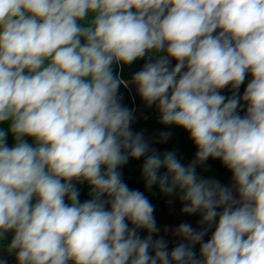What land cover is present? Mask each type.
<instances>
[{
    "label": "clouds",
    "instance_id": "obj_1",
    "mask_svg": "<svg viewBox=\"0 0 264 264\" xmlns=\"http://www.w3.org/2000/svg\"><path fill=\"white\" fill-rule=\"evenodd\" d=\"M129 84L162 125L188 133L187 165L133 130ZM5 123L0 243L11 234L16 264H264V0H0ZM141 158L146 190L200 216L198 228L164 229L171 249L153 203L123 179ZM209 158L230 184L198 174Z\"/></svg>",
    "mask_w": 264,
    "mask_h": 264
},
{
    "label": "trees",
    "instance_id": "obj_2",
    "mask_svg": "<svg viewBox=\"0 0 264 264\" xmlns=\"http://www.w3.org/2000/svg\"><path fill=\"white\" fill-rule=\"evenodd\" d=\"M145 63V60L141 59L136 62H134L130 66H124L122 71V78L126 81H130L131 76ZM175 61L172 62V65L174 66ZM115 67V66H114ZM115 71L119 72V67H115ZM250 79V77L248 78ZM247 80L245 81V84L241 86L240 94L242 95L244 87H246ZM120 93L123 96V103L128 106L129 108H134L136 105H141V101L139 99V96L136 94L135 90L130 86L129 88H124L123 86L120 88ZM222 94L224 95H231L230 89H224ZM152 114L149 116H142L139 114L135 109V120L133 123V129L134 131H142L145 135V138L152 142V147L159 150V152L163 153L168 150H176L178 153V157L182 160V162L187 165L193 158L196 152V148L192 141L189 139L188 133H186L183 129L178 128L176 126H164L159 122V113L155 106H152ZM241 115H243V112H241ZM0 127H3L5 129L8 128V124L0 125ZM168 131L171 132V136L167 143H160L159 142V136L161 132ZM7 142L9 146H11L14 143L13 137L11 134H9L7 138ZM29 143H32L31 139H29ZM143 164V158L136 160V159H130L129 162L122 167L121 171L123 173V179L126 183L130 186V188L133 189H139L140 191L144 192V194L150 199V201L155 206V217L156 221L159 222L161 218V207L162 202L164 200L165 195L160 193L158 186H153V188L149 191L146 190L144 187V180L141 175V167ZM164 169H161V173H163ZM197 172L199 175L208 178V177H214L221 181V183L227 185L229 182H231V173L222 166L221 162L217 160H213L209 158V160L202 166L198 167ZM77 187L80 189V199L81 201H84L89 197L88 192L89 188L87 184L80 185L78 184ZM159 224V223H158ZM141 236H146L147 233L141 231ZM210 236V235H209ZM12 236L11 234H8L5 238V240L0 243L2 246L4 244H7L10 242ZM208 237H205V240H207ZM176 242H168V247L171 249L173 246H175ZM197 251L199 246L197 245ZM6 250V249H5ZM10 255V254H9ZM12 261L16 264L15 260V254L10 255Z\"/></svg>",
    "mask_w": 264,
    "mask_h": 264
},
{
    "label": "rangeland",
    "instance_id": "obj_3",
    "mask_svg": "<svg viewBox=\"0 0 264 264\" xmlns=\"http://www.w3.org/2000/svg\"><path fill=\"white\" fill-rule=\"evenodd\" d=\"M130 86L135 90V87L130 84ZM136 92V91H135ZM140 99V97H139ZM141 101V99H140ZM152 108V107H151ZM149 107H146L145 104L141 101V105H136L135 109L136 111L141 114L142 116H149L152 114V109ZM134 130V129H133ZM229 182L228 184H230ZM227 184V185H228ZM171 201V202H170ZM182 205L178 199V196L176 197H165L162 202L161 207V218L159 222H157L158 227L161 228V232L159 235L164 236V238L168 242H178V238L173 235L171 231L165 232L164 229H173L174 227L178 226L182 222H189L193 225V227H199L198 221L200 219V216L197 215H186L182 214L180 212ZM159 223V224H158ZM210 235V233H209Z\"/></svg>",
    "mask_w": 264,
    "mask_h": 264
},
{
    "label": "flooded vegetation",
    "instance_id": "obj_4",
    "mask_svg": "<svg viewBox=\"0 0 264 264\" xmlns=\"http://www.w3.org/2000/svg\"><path fill=\"white\" fill-rule=\"evenodd\" d=\"M0 256H2L4 259H6L8 261V264H15L9 253L5 250V248L2 246V244H0Z\"/></svg>",
    "mask_w": 264,
    "mask_h": 264
}]
</instances>
